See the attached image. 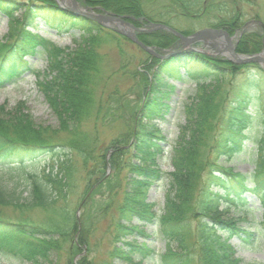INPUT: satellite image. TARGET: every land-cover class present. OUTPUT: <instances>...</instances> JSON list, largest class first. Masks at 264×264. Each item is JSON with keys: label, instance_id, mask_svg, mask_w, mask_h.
<instances>
[{"label": "trees", "instance_id": "trees-1", "mask_svg": "<svg viewBox=\"0 0 264 264\" xmlns=\"http://www.w3.org/2000/svg\"><path fill=\"white\" fill-rule=\"evenodd\" d=\"M166 1L167 9L162 11L185 17L206 15L212 10L220 13L223 7L217 2L214 4L215 0ZM155 2L83 0L87 6L98 5L114 14L169 26V22L147 14L146 8ZM21 8H24L23 20L13 42L7 47L0 44V52L4 49L0 56V88L15 83L24 72H34L37 88L56 117L58 128L50 130L35 125L29 114H20L21 107L11 111L0 106V138L4 139L0 144V155L4 148L14 143H18V151L23 152L16 153L5 167L6 170L20 172L17 178L6 180L0 176V207H39L52 211L57 203H61L62 208L59 210V222L54 214H49L53 221L47 228L0 221V251L34 264H55L56 253L65 243L73 241L77 226L65 208V201L72 188L73 174L77 173L74 154L82 161L84 194L91 190L97 183L93 185V181L101 175L93 176L94 170L89 167L91 163H101L103 168L107 165L123 169L126 173L115 239L132 232L142 234L132 220L144 225L153 223L156 218L153 204L147 201L146 194L154 183L163 178L159 161L164 156L167 140L156 122L164 121L169 114L175 87L166 82H156L153 88L147 89L146 99L132 116H128L123 107L105 109L103 102L96 98V92L101 63L99 45L108 39L130 43L139 50L145 56L139 62L144 70L154 66L160 69L155 77L165 72L182 82H195L201 90L183 103L184 123L178 126L171 148L172 171L168 174L163 212L157 218L159 236L167 242L166 251L161 255L162 262L239 264L240 260L233 256L227 239L233 235L245 236L244 241L251 243L255 234L238 227L236 219L227 213L231 205L236 209L246 206V193L256 196L264 208V70L256 63L235 64L192 51L165 58L155 57L127 37L93 20L59 10L54 0H28L27 4L0 0V14L9 22H18L15 14ZM39 16L44 18L47 26L59 31H80L81 42L75 48L58 47L25 30L33 27ZM241 22L240 15L234 13L213 26L230 36L240 29ZM132 23L137 24L135 21ZM173 37L161 30L137 34L139 41L159 51L173 47ZM263 38L264 35L242 33L235 50L240 54L260 52ZM37 51L46 54L43 72L33 71L22 58ZM242 72H248L243 77L250 86L234 89L233 81ZM254 121H259L262 127L258 134L252 135ZM118 125L125 129L118 131ZM57 133L65 134L66 141L50 143L48 139ZM12 134L16 140L10 137ZM247 142H252L256 150L254 170L249 175L220 165L221 156L230 159L239 155ZM42 155L46 156L44 161L51 160L48 170L24 171L34 163L33 158ZM15 181L24 184L25 195L17 190ZM222 203L226 207L219 209ZM192 220L196 221L194 228ZM81 232L84 234L80 229L78 240L85 241ZM221 233H226V236ZM153 256L154 250L142 243L122 241L113 245L108 264L112 259L141 264Z\"/></svg>", "mask_w": 264, "mask_h": 264}, {"label": "rangeland", "instance_id": "rangeland-1", "mask_svg": "<svg viewBox=\"0 0 264 264\" xmlns=\"http://www.w3.org/2000/svg\"><path fill=\"white\" fill-rule=\"evenodd\" d=\"M19 3L27 4L28 0H17ZM56 1V2H55ZM54 2L57 3L55 0ZM156 2L150 8H146L149 16L160 21L169 22V26L180 33L182 36H189L194 32L206 28L219 29L214 27L217 22L229 19V17L237 13L240 15L241 27L243 33L264 35V0H215L222 4V11L212 12L198 16L185 17L177 16L175 12H164L166 10V0H155ZM77 9H83L86 5L83 0H78ZM164 4V5H163ZM93 11L97 14H105V12L113 15V11L106 10L100 6H92ZM24 8L17 11L15 20L18 22H9L7 17L0 14V44L7 45L12 43L15 33L23 20ZM91 11V10H87ZM174 14L175 16L171 15ZM122 16H126L123 15ZM52 17V16H50ZM125 21L133 22L128 17H122ZM59 20V19H57ZM61 20V19H60ZM135 27L141 29L140 33L153 32L147 22H137ZM257 22H260L261 27ZM159 23V22H151ZM161 23V22H160ZM148 25V26H147ZM240 27V28H241ZM25 30L44 38L50 44L58 47L75 48L81 42L82 36L80 31L74 29L70 31L57 30L54 27H49L45 24L44 18L39 16L33 27H26ZM155 31V30H154ZM175 40L174 46L167 48L170 53L173 51H182L175 55L189 52L201 53L210 57H220L226 59L222 53L217 52L216 48L224 49L225 42L218 39L207 38L194 42L186 47H183V41L180 37L173 34ZM234 36L233 35H230ZM234 40H232L233 42ZM154 47V46H152ZM189 48V49H188ZM154 51L162 55H170L166 51H159L156 48ZM4 49L0 52L3 54ZM100 73L98 80V88L96 98L103 102L105 109L109 107H123L128 116H132L138 110L140 103L146 99L147 89L153 88L159 81L169 83L175 87L170 102L171 110L164 121L159 120L156 124L159 126L163 134L166 135L165 152L163 158L159 161L160 169L163 172V178L154 183L146 194L148 202L153 204V211L156 218L151 224H142L136 220H132L134 225L138 226L142 234L132 232L130 235L115 239L117 236L116 222L118 219V207L123 199L125 191V171L123 169L110 168L107 165L103 168L100 163H91L89 167L93 169V176L99 174L97 181H93L91 190L84 194V178L82 176V161L77 155H73L74 167L77 173L73 174L72 188L68 193V199L65 201V208L68 214L74 219L77 226L76 234L73 235V241L65 243L58 253H56L55 264H108L109 252L113 245L119 244L122 241L144 244L154 250V256L146 258L141 264H164L161 255L166 251V240L159 236V223L157 218L163 212L164 195L168 185V174L172 171L171 166V148L176 140L178 126L184 123L183 103L199 93L201 90L195 82H182L174 77H170L165 72L160 73V76L155 77V73L161 72L156 66L149 70H144L141 62L145 56L134 48L130 43H119L114 40L102 41L99 45ZM259 53V52H257ZM172 55V54H171ZM250 55V54H244ZM46 54L43 52H34L33 54L24 55L22 58L33 71L43 72L46 68ZM263 68V67H262ZM264 69V68H263ZM138 71L139 73H137ZM183 72V69L180 70ZM184 73V72H183ZM248 72H242L233 81V88L238 87L249 88L250 82L243 76ZM158 80V81H157ZM249 85V86H248ZM0 106H4L5 110L13 111L16 107H21L22 112L29 114L33 123L40 127H46L50 130L58 128V121L51 109L49 108L44 96L37 88V76L33 72H24L20 78L13 84H6L0 88ZM20 116V115H19ZM255 122V121H254ZM253 122L251 134L260 132V122ZM120 130H124L123 126H119ZM223 129V128H222ZM12 139L15 137L10 135ZM67 137L63 133L52 135L48 140L50 143L65 142ZM16 140V139H15ZM4 139L0 138V144ZM7 143V141L5 142ZM10 143V142H8ZM7 143V144H8ZM18 143L10 144L8 148L2 150L0 155V176L4 179L17 178L20 174L18 171L6 170L11 160L14 159L18 151ZM252 142H247L245 150L239 155H235L230 159H225V156L219 158L221 166L230 168L233 172L249 175L254 170V161L256 159V150ZM57 148V147H56ZM4 153V154H3ZM23 153V152H21ZM1 154V153H0ZM45 155L33 158V164L25 168L27 170L49 169L50 159L44 161ZM109 158V155H107ZM96 172V175H95ZM102 172L104 175L102 176ZM10 185V182H8ZM18 191H22L25 195L24 184L20 181H15ZM213 190H216L213 188ZM222 192V191H221ZM246 206L243 208H234L230 206L228 216H233L236 219V225L247 231H252L255 234V239L251 243L244 241L245 236L238 237L233 235L227 239V244L233 252V256L239 259V264H264V208L260 205L257 197L249 193L245 194ZM64 204V203H63ZM226 205L220 204L219 209L225 208ZM62 208L61 203H57L54 210L49 211L39 207H21L20 209L11 206L0 207V221L8 222H23L29 225H35L42 228H47L53 218L49 214H54L56 221L61 219L59 210ZM228 210V209H226ZM226 215V213H225ZM196 221H191L192 228L195 227ZM82 229V237L85 241L78 240V232ZM226 236V233H221ZM247 240V239H245ZM173 248L175 244L172 243ZM0 264H34L29 261L16 259L10 254H5L0 251ZM111 264H127L119 259H112Z\"/></svg>", "mask_w": 264, "mask_h": 264}, {"label": "water", "instance_id": "water-1", "mask_svg": "<svg viewBox=\"0 0 264 264\" xmlns=\"http://www.w3.org/2000/svg\"><path fill=\"white\" fill-rule=\"evenodd\" d=\"M60 8L69 12L74 16L80 15L86 18H90L92 20H95L104 27L111 28L116 32L122 33L125 36L129 37L131 40H133L141 48L152 54L150 48L146 47L145 45H143L141 42L138 41L134 33V30H136V28L133 27L128 22L124 21L123 18L114 16L107 12H105V14H97L92 9L86 7L83 9H77L76 0H69V7L60 6ZM87 10H91V11H87ZM258 23L263 27V25L260 22ZM150 28L163 29L178 35L184 41V46H187L191 43L198 42L201 40L206 41L207 38L218 39L220 41L222 40L225 42L224 49L216 48V51L222 53V55L225 56L226 59L235 63L253 62L259 64L261 67L264 68V49L261 52L253 55L237 54L229 38L225 37L220 30L210 29V28L202 29L194 32L189 36H181L178 32L165 25L151 24Z\"/></svg>", "mask_w": 264, "mask_h": 264}]
</instances>
